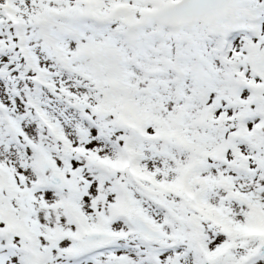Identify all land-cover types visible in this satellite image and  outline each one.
<instances>
[{"label": "snow or ice", "instance_id": "obj_1", "mask_svg": "<svg viewBox=\"0 0 264 264\" xmlns=\"http://www.w3.org/2000/svg\"><path fill=\"white\" fill-rule=\"evenodd\" d=\"M0 264H264V0H0Z\"/></svg>", "mask_w": 264, "mask_h": 264}]
</instances>
